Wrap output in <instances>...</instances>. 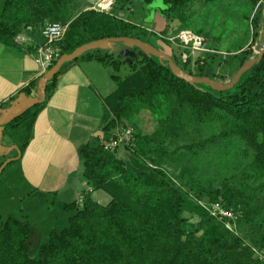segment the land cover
Returning <instances> with one entry per match:
<instances>
[{"label": "trees", "instance_id": "obj_1", "mask_svg": "<svg viewBox=\"0 0 264 264\" xmlns=\"http://www.w3.org/2000/svg\"><path fill=\"white\" fill-rule=\"evenodd\" d=\"M51 1L58 0H5L0 13V42L8 48L22 50L15 39L21 33L23 19L15 20L10 15L15 7L24 6L29 13L34 9V17L38 14L39 21L49 18L60 22L62 13L57 6L50 4ZM154 1L115 0L116 4L109 13L83 12L69 23L68 32L59 44L61 56L84 44L106 38L130 37L151 43V37L157 36L169 43L166 38L172 32V21L185 23L190 19L188 7L192 0H162L165 9L161 13L168 24L159 34L146 30L142 23L126 15L134 14L136 5H149ZM248 1L252 10H259L264 3V0ZM121 11L125 12L124 16L119 15ZM7 16L8 21L5 20ZM260 22V16L256 14L252 19L254 39L259 37ZM136 51L139 59H133L131 64L121 55L103 51L89 52L79 58L96 60L115 71L125 64L131 68L124 80L112 76L118 88L105 99L106 116L111 118L101 135L79 150L87 186L94 192H106L112 197L111 202L104 206L95 201L92 193H84L82 204L79 201L64 204L62 216L66 224L54 228L47 238L41 240L35 257L29 253L32 228L10 217L0 225V264H264L253 252L257 249L264 253V220L243 237L233 236L228 230L218 234L217 220L198 203L209 197L212 202L223 199L229 208H235L243 203L233 192L199 189L195 193V202L191 201L161 168L131 172L126 162L117 157L119 148L105 151L101 146L102 137L109 136L125 119L144 109L154 116L157 123L155 133L160 136L184 133L187 129L182 122L184 113L198 117L201 122L224 116L235 127L237 136L253 151L250 167L264 178V57L232 89L215 91L202 84L191 86L174 76L168 65ZM172 52L174 61L186 72L215 79L214 70L206 58L196 60L193 70V59L184 62L175 50ZM244 53L238 70L250 59L251 52ZM77 61L66 64L48 83L44 102L6 126L5 137L21 136L19 149L22 155L30 143L37 116L53 96L59 76ZM138 61L143 63L145 77L137 70ZM42 77L20 93L31 96ZM190 207L196 208L202 218L200 228L210 226L208 230L213 234L197 236L200 229H196V233L183 239L188 228L183 215ZM248 241L250 246L246 245Z\"/></svg>", "mask_w": 264, "mask_h": 264}, {"label": "rangeland", "instance_id": "obj_2", "mask_svg": "<svg viewBox=\"0 0 264 264\" xmlns=\"http://www.w3.org/2000/svg\"><path fill=\"white\" fill-rule=\"evenodd\" d=\"M99 1L58 0L51 1L50 4L60 9L63 18L60 22L69 24L85 11H97ZM4 3L5 0H0V13ZM164 8V2L156 0L149 5H136L134 14L126 15L138 23L149 24L152 32L159 34L168 24L161 13ZM188 13L191 16L185 23L179 20L172 21V32L168 37L176 36L183 30L202 34L207 39L208 47L214 51L201 53L196 60L206 58L214 70L213 77L217 80L230 81L239 68L244 52H251L250 58H254L264 46L263 42H259V37L254 39L252 26V19L259 14L261 19L259 33L264 29V3L259 10H252L248 0H192ZM10 15L15 20L23 19L21 33H24L25 29L30 30L31 33L39 32L46 23L54 22L49 18L39 21L38 14L34 17V9L29 13L24 6L15 7ZM119 15L124 16L125 12L121 11ZM153 17L154 20L156 19L155 25L152 23ZM8 19V16L5 17L6 21ZM1 20L2 15H0ZM22 28L25 29L22 30ZM16 40L22 44L21 39L18 40L17 37ZM151 40V43H155L172 56L170 49L172 47L169 43L157 36L151 37ZM40 45L28 48L21 46L36 51ZM123 48V45L118 44L113 51L120 55ZM136 66L140 76L145 77L143 63L138 61ZM129 68L130 66L125 64L117 72L109 67L107 70L111 74L114 72L124 78ZM195 68L196 63L193 65V70ZM110 82L113 81L110 80ZM182 116V122L187 125L184 133L160 136L155 133L157 123L149 110L144 109L131 115L119 125L116 132L121 134L128 127H132L135 131L134 145L120 147L117 157L126 162L131 172L161 168L194 202L195 193L199 189L233 192L243 203L235 208H229L223 199L212 202L209 197H205L198 203L217 220L216 227L220 231L218 234L223 233L221 232L223 230H228L236 237L251 233L256 224L264 220V178L250 167L253 151L237 136L235 127L224 116L202 122L190 113H184ZM93 197L97 203L104 206L112 200V197L104 191L95 192ZM82 201H79L80 204ZM58 203L56 196L42 195L28 187L16 164L6 167L0 175V225L10 217L30 225L33 230L29 249L31 257L37 256L41 240L47 238L51 230L66 224L62 216L64 204ZM216 205L229 210L233 214L232 218L214 215L209 209ZM212 211L216 213L215 209ZM183 217L188 224L184 240L188 239L191 233H196V229H200L196 233L197 236L213 234L208 230L210 226L200 228L202 218L196 208L190 207ZM246 245L250 246V242H246ZM253 252L256 258L264 261L263 252L257 249H253Z\"/></svg>", "mask_w": 264, "mask_h": 264}, {"label": "crops", "instance_id": "obj_3", "mask_svg": "<svg viewBox=\"0 0 264 264\" xmlns=\"http://www.w3.org/2000/svg\"><path fill=\"white\" fill-rule=\"evenodd\" d=\"M152 20L155 25L156 19L153 17ZM143 27L152 31L149 24H143ZM25 30L17 36L21 38L22 44L16 37L17 45L28 48L44 43L42 30L32 33ZM152 44L163 51L155 43ZM24 47L20 51L0 42V110L7 108L22 89L47 72L36 61L35 51ZM108 67L113 70L111 66L96 60L78 59L59 76L53 96L37 116L30 143L17 160L16 165L28 187L42 195L56 196L60 205L83 200L84 193H92L93 196L97 192L86 184L79 150L101 135L103 127L111 118L106 116L105 99L117 90L118 83L112 78L117 75L114 73L117 71L111 74ZM129 69L126 76L130 74ZM117 76L122 80L126 78ZM31 96H37V89ZM4 141L7 145L19 146L21 136H7ZM17 156L14 151L10 157Z\"/></svg>", "mask_w": 264, "mask_h": 264}, {"label": "water", "instance_id": "obj_4", "mask_svg": "<svg viewBox=\"0 0 264 264\" xmlns=\"http://www.w3.org/2000/svg\"><path fill=\"white\" fill-rule=\"evenodd\" d=\"M165 9V8H164ZM259 42L264 44V29L260 31ZM123 45V49L120 51V55L123 59L131 64L133 59H137L139 54L136 50L141 51L148 57H155L163 65H168L174 76L178 79L183 80L191 86L206 85L215 91H227L232 89L239 83L242 76L251 70L256 64H259L264 57V46L254 58H250L244 65L237 71L235 76L228 82H223L217 79H212L208 76H195L186 72L180 67L168 53L160 50L150 42H145L138 38L130 37H119V38H106L98 41H93L88 44H84L73 52L62 55L56 64L48 70L43 77L40 79L37 88V96H27L25 93H20L15 99H13L7 108L0 110V161L4 160L0 167V175L4 169L11 164L19 160L22 157L19 146L16 144L7 145L4 141V132L6 126L12 123L14 120L24 115L28 110L33 108L35 105L45 101L46 88L50 81L61 71V69L69 63H72L84 54L95 51H113L116 45ZM16 151L17 157H10L12 153Z\"/></svg>", "mask_w": 264, "mask_h": 264}, {"label": "built area", "instance_id": "obj_5", "mask_svg": "<svg viewBox=\"0 0 264 264\" xmlns=\"http://www.w3.org/2000/svg\"><path fill=\"white\" fill-rule=\"evenodd\" d=\"M114 5L115 0H100L96 10L98 12L109 13L112 11ZM68 28L69 24L61 22H51L44 25L42 29L44 43L36 49L34 57L46 71L61 57V48L59 44L65 38ZM20 39L21 38L18 37V40ZM166 40L184 62L193 59V65L196 62V57L201 53L214 51L208 47L207 39L203 35L197 34L191 30H183L176 36L166 38ZM134 134V129L128 127L121 134L115 132L107 137H102L101 146L105 151H114L125 145L133 146ZM218 207L220 206L216 205L209 210L214 215L232 218L233 214L229 212V210ZM212 209H215L216 213H214Z\"/></svg>", "mask_w": 264, "mask_h": 264}, {"label": "flooded vegetation", "instance_id": "obj_6", "mask_svg": "<svg viewBox=\"0 0 264 264\" xmlns=\"http://www.w3.org/2000/svg\"><path fill=\"white\" fill-rule=\"evenodd\" d=\"M3 162H4V161H0V167H1V165L3 164Z\"/></svg>", "mask_w": 264, "mask_h": 264}]
</instances>
